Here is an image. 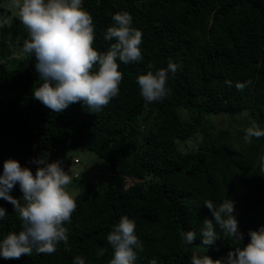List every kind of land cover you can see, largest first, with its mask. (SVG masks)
Wrapping results in <instances>:
<instances>
[{"label":"trees","instance_id":"trees-1","mask_svg":"<svg viewBox=\"0 0 264 264\" xmlns=\"http://www.w3.org/2000/svg\"><path fill=\"white\" fill-rule=\"evenodd\" d=\"M81 6L93 18V47L101 53L115 42L104 39L112 16L128 12L132 27L142 32V59L127 65L117 60L120 91L101 111L77 102L52 112L33 98L42 81L35 56L23 50L27 29L19 16L4 20L0 4V175L8 159L33 175V161L41 157L60 161L64 170L75 156L67 153L78 147L95 152L111 173L103 185L93 179L75 185L83 175L67 173L74 180L67 191L77 204L64 225L70 250L60 242L52 254L0 256V264H74L77 256L85 264H110L107 235L122 216L134 221L143 245L142 252L134 249V264H192L194 255L226 261L229 251L249 243V231L264 227V137L244 142L253 121L264 129V0H82ZM169 60L178 65L168 74L170 95L146 102L137 77L166 69ZM249 80L243 91L236 89ZM244 113L247 124L235 132L211 118L234 120ZM9 195L20 201L18 183ZM226 199L234 202L241 242L225 236L204 205ZM0 207L6 211L2 240L18 233L21 222L10 202L0 198ZM206 218L218 235L212 245L202 243ZM189 231L196 235L191 244ZM100 249L105 254L97 257Z\"/></svg>","mask_w":264,"mask_h":264},{"label":"clouds","instance_id":"clouds-1","mask_svg":"<svg viewBox=\"0 0 264 264\" xmlns=\"http://www.w3.org/2000/svg\"><path fill=\"white\" fill-rule=\"evenodd\" d=\"M12 4L28 32L29 38L25 40L23 50L35 56V69L42 81L33 90V98L52 112H63L77 102H83L92 113L101 111L120 91L123 77L117 60L127 65L142 59V32L132 27V16L128 12L112 16L114 24L107 28L104 39L115 42L101 53L93 47V18L82 8V0H12ZM177 68L178 65L169 60L166 69L155 73L149 70L137 77L140 94L146 102L161 101L170 95L171 90L166 87L168 74H175ZM225 83L232 86L231 81ZM249 84L251 80L237 82L235 87L243 91ZM245 133V143H251L253 137H264V129L255 121ZM259 159L260 171L264 172V156ZM33 163L38 165L35 175L29 168H22L18 161L8 159L3 165V175H0V198L14 206L21 222L18 233L10 232L0 240V256L5 259L31 256L33 251L52 254L60 242L64 243L66 250H70L68 230L64 225L71 221L77 208L73 195L67 191L71 177L62 169L60 161L48 163L46 157H41ZM76 165L73 171H80ZM17 183L23 193V204L9 195ZM204 205L225 236L240 242L243 240L233 215L234 202L226 199L216 206L206 200ZM5 216V209L0 207V220ZM135 228L134 221L127 216H122L113 226L107 235V242L113 250L110 264H134L137 258L135 250L143 251ZM248 235L249 243L229 251L226 261L194 255L192 264H264V227L249 231ZM195 237L191 231L185 234L190 244ZM201 238L203 245H212L218 238L212 220H204ZM105 251L100 249L97 257L103 256ZM74 264H85V261L77 256ZM150 264H156V261L152 260Z\"/></svg>","mask_w":264,"mask_h":264},{"label":"rangeland","instance_id":"rangeland-1","mask_svg":"<svg viewBox=\"0 0 264 264\" xmlns=\"http://www.w3.org/2000/svg\"><path fill=\"white\" fill-rule=\"evenodd\" d=\"M2 6H4L6 10V14L3 17L6 21H12L15 16H18V10L13 7L12 0H2L0 2ZM19 63V57H14L11 61H9L10 66H15ZM187 115L185 114L184 117ZM247 114L238 115L233 119H231L228 116L221 115H213L212 121L213 123L218 127H226L230 128L233 132H235L238 128L243 127L247 124V119L245 118ZM75 155L80 159V163H78L76 166L79 168L81 175H83L82 180H73L72 175L69 174L71 177V180L75 182V185L83 184V181L86 179H93L94 181L98 182L100 185H103L107 180L108 176L111 173V169L109 165L101 159L95 152L84 148V147H78L73 149L72 151L67 153V156ZM20 199V203H22Z\"/></svg>","mask_w":264,"mask_h":264},{"label":"built area","instance_id":"built-area-1","mask_svg":"<svg viewBox=\"0 0 264 264\" xmlns=\"http://www.w3.org/2000/svg\"><path fill=\"white\" fill-rule=\"evenodd\" d=\"M79 163V159L77 157L73 158V161L70 165H65L64 170L66 173H71L73 171V166ZM79 171L76 170L74 172V177H78Z\"/></svg>","mask_w":264,"mask_h":264}]
</instances>
